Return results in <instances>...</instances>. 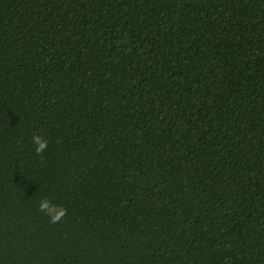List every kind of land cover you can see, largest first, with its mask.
<instances>
[{
	"label": "trees",
	"instance_id": "1",
	"mask_svg": "<svg viewBox=\"0 0 264 264\" xmlns=\"http://www.w3.org/2000/svg\"><path fill=\"white\" fill-rule=\"evenodd\" d=\"M0 264H264V0H0Z\"/></svg>",
	"mask_w": 264,
	"mask_h": 264
},
{
	"label": "clouds",
	"instance_id": "2",
	"mask_svg": "<svg viewBox=\"0 0 264 264\" xmlns=\"http://www.w3.org/2000/svg\"><path fill=\"white\" fill-rule=\"evenodd\" d=\"M32 142L35 145L37 156H42L48 148V141L39 134H34ZM38 208L39 211L49 217V222L53 224L60 222L67 215V209L63 205L54 204L47 197L40 200Z\"/></svg>",
	"mask_w": 264,
	"mask_h": 264
}]
</instances>
